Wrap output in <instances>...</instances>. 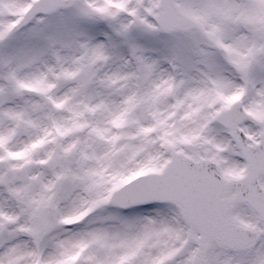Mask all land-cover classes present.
Returning a JSON list of instances; mask_svg holds the SVG:
<instances>
[{
	"label": "snow or ice",
	"instance_id": "1",
	"mask_svg": "<svg viewBox=\"0 0 264 264\" xmlns=\"http://www.w3.org/2000/svg\"><path fill=\"white\" fill-rule=\"evenodd\" d=\"M0 264H264V0H0Z\"/></svg>",
	"mask_w": 264,
	"mask_h": 264
}]
</instances>
